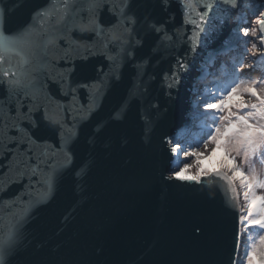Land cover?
Returning <instances> with one entry per match:
<instances>
[{
    "label": "water",
    "instance_id": "water-1",
    "mask_svg": "<svg viewBox=\"0 0 264 264\" xmlns=\"http://www.w3.org/2000/svg\"><path fill=\"white\" fill-rule=\"evenodd\" d=\"M204 2L192 0V10L188 0H0L6 32L33 31L28 63L12 55L0 64L16 74L9 79L32 82L12 94L0 84V141L11 129L31 147V167L39 163L32 187L12 183L27 157L18 153L8 171L0 143V239L24 218L3 264H235L238 213L227 182L171 176L168 141L189 122L204 60L234 46L241 12L254 16L264 0L235 9L210 0L209 10ZM102 79L98 94L83 87ZM85 101L92 114L79 119ZM60 143L64 151L53 147ZM46 165L60 175L37 203Z\"/></svg>",
    "mask_w": 264,
    "mask_h": 264
},
{
    "label": "snow or ice",
    "instance_id": "snow-or-ice-1",
    "mask_svg": "<svg viewBox=\"0 0 264 264\" xmlns=\"http://www.w3.org/2000/svg\"><path fill=\"white\" fill-rule=\"evenodd\" d=\"M215 2L219 3L220 0H215ZM222 2L233 9L239 7L238 0H222ZM212 6L213 4L210 0H205L203 4L205 10L211 9ZM185 8L195 10L192 0H188V3L185 4ZM121 14H123L122 10ZM37 15L43 17L45 14L41 12ZM185 15L187 16L188 13L186 12ZM197 15L200 17L201 24H203L205 21V13L198 12ZM186 22H191L195 24L200 31H204V29L201 28V24H197L196 21L192 20ZM117 23L119 24L120 21L118 20ZM256 23L259 26L260 32V36L258 37L259 43L261 46H264V12L259 13V18ZM3 25V13L0 11V64L5 62L6 57L12 55L20 56L24 63H28L25 51L32 46V29L29 28L19 33L9 34L5 31ZM91 30L97 36H100L103 31L98 24H95ZM155 30L160 31L159 29ZM108 31L111 32V28ZM125 31H127V29H125ZM241 31L245 37L249 35L255 37L257 33V29H249L247 27L241 29ZM116 38L117 37L113 35V39ZM195 43L196 41L194 40L193 44L195 45ZM120 47H123V45H120ZM256 47V43H253L252 49L256 50ZM194 50L195 47L193 48V51ZM109 59L113 58L109 57ZM178 66L180 68L186 67L183 62H178ZM99 71H103V69L101 68ZM14 76H16L14 72L0 68V77H2V79H0V84L6 83L10 94L16 92L17 89H30L32 87V82L30 80L25 81L19 77L9 79V77ZM173 76L178 80V76H176L175 73H173ZM257 83L258 82L255 80L250 82L241 80L239 83H236L235 86H231L230 84L223 87L217 86L216 91L208 93V98L204 100V112L202 115L205 119L201 124L202 142L205 149H208V146L212 145V152L221 150L224 153L218 169L209 171L203 168L200 163L202 153L195 150V148L199 147L200 141L196 142L195 147L189 146L190 150L182 149L180 143H173L171 139L168 141V143L172 145L171 153L173 156L178 158L179 153L183 151L185 157L192 156L196 161L197 173L195 175L187 176L183 174L191 167L188 163H184L183 167L173 171V176L176 179L200 183L202 177L214 176L220 178L227 182L228 190L232 193V198L234 200L237 199L235 184L239 181L241 188L245 189L243 195L247 201V214L240 218V223L249 229H264V195H256L255 193L256 188L264 189V180L260 179L254 171L251 174H245L242 168L236 163V159L237 156L242 153L244 161L247 163L249 157L255 156L257 152L264 149V88L257 90ZM104 86L105 81L103 79L92 85H83L85 88L95 89L96 94H98L100 89ZM72 91L75 92V89H72ZM244 95L254 98L255 102L245 101L243 99ZM75 99L76 97L73 95V100ZM91 103H94V99ZM244 109L249 110L245 111L243 115H240L239 112ZM30 111L31 109H29V112ZM78 112L84 113V115L78 116L79 119L90 117L92 114L90 103L88 101L82 103ZM44 118L48 120L47 111H45ZM217 120L220 122L219 124L216 123ZM12 127L15 128L18 126L13 125ZM9 132H11V129L4 133L5 139L0 141V143L3 144L4 158L9 160L6 166L7 170L13 171V161L18 153H24L27 157V163H25L24 167L16 169L15 179L12 180V183H23L27 181L29 187H32L31 181L36 177L39 163H37L35 167H31L33 159L31 147L27 149L23 148L22 145L25 143L24 137L9 135ZM203 137H206V139ZM27 143L31 145L34 141L31 137H28ZM53 147L64 151L65 144L60 143L58 145H53ZM233 153H235V155H233ZM64 154L66 161L64 168L66 169L71 167L72 155L69 151H65ZM262 162H264V159H262ZM46 166L49 168V173L45 176L43 181L45 191L40 194L36 201L37 203L46 201L52 196L60 175L51 165ZM36 183L41 182L37 180ZM23 220L24 218H17L13 229L5 238L0 239V264H3V257L7 255L8 251L14 246ZM246 255L247 264H254L253 255H258L260 257L259 264H264V236H260L259 250H257L256 245H253L252 250L247 251Z\"/></svg>",
    "mask_w": 264,
    "mask_h": 264
},
{
    "label": "rangeland",
    "instance_id": "rangeland-1",
    "mask_svg": "<svg viewBox=\"0 0 264 264\" xmlns=\"http://www.w3.org/2000/svg\"><path fill=\"white\" fill-rule=\"evenodd\" d=\"M264 10L256 11L255 15L250 13L249 10H243L239 17L240 28L237 33L239 34L238 42L232 46L233 48L225 49L221 54L211 56L204 60L201 69L200 77L193 87V94L191 97L192 111L189 115V122L187 126L176 135L173 139V143H180L182 149L190 150L189 146L195 147L197 141H200V145L195 150L202 153V159L200 163L204 169L209 171L217 169L220 165V161L224 155L221 150H216L212 152V145L205 149L202 142L201 134V124L205 117L202 115L204 112L203 103L204 100L208 98V93L215 92L217 86L231 85L235 86L241 80L245 82L257 81V90L264 88V46L259 43L258 37L260 36L259 26L256 23L259 18V13ZM257 29L256 36L253 37L249 35L248 37L243 36L241 29L243 28ZM256 43V50L252 49V44ZM239 99V98H237ZM243 99L245 101L255 102L254 98L244 95ZM249 109H244L239 112L243 115L245 111ZM217 124L220 122L217 120ZM206 139V137H203ZM170 147L172 145L170 144ZM235 155V153H233ZM264 149L260 150L255 154V156L249 157L247 163L244 161L243 154L241 153L237 156L236 163L242 168L245 174H251L253 171L262 180H264ZM184 163L191 165L190 169L183 173L184 175L191 176L197 173L196 161L192 156L185 157L183 151L178 155V158L174 156L173 169L178 170L183 167ZM173 176V173H171ZM174 177V176H173ZM239 185L238 191V202L241 204V213L238 214V240L239 235H241L240 245L237 244V251L235 255V264H247V251L252 250V246L256 245L257 250L259 249V241L253 243L252 235L253 231L245 227L240 223V218L246 216L247 214V201L244 198L245 189L241 188ZM256 195H264V189L256 188ZM257 233H255L256 235ZM259 235V234H258ZM253 262H256V255H253Z\"/></svg>",
    "mask_w": 264,
    "mask_h": 264
},
{
    "label": "trees",
    "instance_id": "trees-1",
    "mask_svg": "<svg viewBox=\"0 0 264 264\" xmlns=\"http://www.w3.org/2000/svg\"><path fill=\"white\" fill-rule=\"evenodd\" d=\"M250 230L253 231V235H252L253 243H255L256 241H259V237L260 236H264V229L253 228V229H250ZM255 233H257V234L255 235ZM259 260H260V257L258 255H256V262H257V264H259Z\"/></svg>",
    "mask_w": 264,
    "mask_h": 264
},
{
    "label": "bare ground",
    "instance_id": "bare-ground-1",
    "mask_svg": "<svg viewBox=\"0 0 264 264\" xmlns=\"http://www.w3.org/2000/svg\"><path fill=\"white\" fill-rule=\"evenodd\" d=\"M231 48H233V47H230V49ZM192 92H193V90H192ZM170 145V144H169ZM174 157V156H173ZM173 164H174V161H173ZM220 167V165L218 166V167H216L217 169ZM239 181H237L236 182V184H235V187H236V193H237V196H238V191H239ZM238 197H237V199H235V201H236V207H237V213L238 214H240L241 212V204H240V202H238ZM239 224V223H238ZM240 241H241V235H239V240H238V246L240 245Z\"/></svg>",
    "mask_w": 264,
    "mask_h": 264
}]
</instances>
